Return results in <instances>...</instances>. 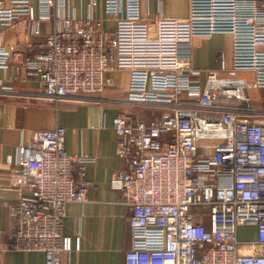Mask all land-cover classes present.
<instances>
[{
    "label": "built area",
    "instance_id": "1",
    "mask_svg": "<svg viewBox=\"0 0 264 264\" xmlns=\"http://www.w3.org/2000/svg\"><path fill=\"white\" fill-rule=\"evenodd\" d=\"M96 3L82 16L58 11L69 0H0V29L24 24L44 35L24 68L56 102L98 98L112 85V72L129 71L121 100L135 109L114 117L124 165L110 182L130 209L125 264H264V109L249 95L264 88V0H190L188 17H161L154 33L141 0H104L116 17L112 31L94 15ZM196 36L220 43L218 69L192 64ZM0 68H14L2 30ZM20 75L17 65L13 79ZM0 87L12 89L3 78ZM65 132L61 125L36 131L8 158L26 184L17 187L21 196L0 253L40 250L45 264H61L70 248L66 206L86 201L92 182L88 159L65 150ZM251 224L257 239L245 252L238 228Z\"/></svg>",
    "mask_w": 264,
    "mask_h": 264
},
{
    "label": "crops",
    "instance_id": "2",
    "mask_svg": "<svg viewBox=\"0 0 264 264\" xmlns=\"http://www.w3.org/2000/svg\"><path fill=\"white\" fill-rule=\"evenodd\" d=\"M90 2L69 0V7L58 11L85 16ZM35 6L37 16V2ZM93 10L94 15L103 20L105 29L116 28V17L106 13L104 0H97ZM141 13L149 19L154 33L161 17H188L190 0H141ZM49 22L43 25L44 31L51 28ZM0 30L14 66L13 69L0 68V78L12 88L2 90L0 87V237L7 238L11 230L13 207L21 196L17 187L26 184L24 176L12 173L8 158L16 157L21 144L29 145L36 131L61 125L66 128L65 150L88 159L85 177L92 182L86 201L67 203L63 232L70 248L62 253L61 264H125V253L132 243L130 209L121 191L113 189L110 182L113 173L124 165L117 154L114 117L119 111L135 109L121 100L126 97L129 71L112 72V85L98 98L56 102L43 94L36 77L24 68L30 51L42 47L44 35L30 34L24 24ZM218 45L220 43L214 39L196 36L190 43L192 64L203 70L218 69ZM227 55L230 60V50ZM17 65H21L20 77L23 78L15 80L13 73ZM246 73L240 75H248L253 81L254 75ZM252 89L249 95L254 106L264 109V88H255L259 90L257 100ZM238 237L242 249L251 252L250 242L257 239V226H239ZM0 264H45V255L40 250L7 249L0 253Z\"/></svg>",
    "mask_w": 264,
    "mask_h": 264
},
{
    "label": "rangeland",
    "instance_id": "3",
    "mask_svg": "<svg viewBox=\"0 0 264 264\" xmlns=\"http://www.w3.org/2000/svg\"><path fill=\"white\" fill-rule=\"evenodd\" d=\"M230 61V60H229ZM230 62H229V66H230ZM242 73V72H241ZM244 73H246V72H244ZM246 74H248V73H246ZM249 75V74H248ZM253 94H254V97H255V99L257 100V96H258V92H259V90L258 89H252V91H251Z\"/></svg>",
    "mask_w": 264,
    "mask_h": 264
}]
</instances>
